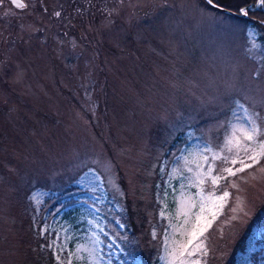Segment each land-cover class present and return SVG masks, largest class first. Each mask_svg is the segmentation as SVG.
<instances>
[{"label": "rangeland", "instance_id": "obj_1", "mask_svg": "<svg viewBox=\"0 0 264 264\" xmlns=\"http://www.w3.org/2000/svg\"><path fill=\"white\" fill-rule=\"evenodd\" d=\"M28 6L0 4V264H180L173 247L196 243L224 263L264 201V157L216 188L226 201L188 178L244 124L237 104L264 127V29L202 0ZM247 255L264 264V241Z\"/></svg>", "mask_w": 264, "mask_h": 264}, {"label": "snow or ice", "instance_id": "obj_2", "mask_svg": "<svg viewBox=\"0 0 264 264\" xmlns=\"http://www.w3.org/2000/svg\"><path fill=\"white\" fill-rule=\"evenodd\" d=\"M3 2L4 0H0V4ZM12 2L21 9L25 7L23 3H18L17 0H12ZM120 2L123 3V0H120ZM207 3L213 8L221 7L218 0H207ZM161 7H166V4L161 5ZM254 8L264 11V0H257L254 5L246 4L245 6L240 7L238 15L248 17L249 12H251ZM45 11H47V9H45ZM113 11H115V9H113ZM54 15L59 17L61 16V12L57 11ZM109 15H111V13H109ZM259 23L264 24V21H260ZM247 34L252 48H257V33L249 29ZM73 47H75V45H73ZM260 74L261 73L258 71L255 75L259 76ZM237 107L244 113V124L239 127L236 125L231 126V137L226 138L225 144L221 147L220 152H214L212 148L207 145L201 149V162L197 164V171L194 176L188 178L189 184L197 187L203 186L206 180H210L211 185L213 186V192L208 194V198L210 199L215 198L220 201H226L230 196V193L227 190H224L222 195L215 197L216 188H218L223 181H227L230 177H235L238 173L245 171V169L252 168L253 166L259 164L261 158L264 157V138H262L264 137V127L258 123L260 118L255 113H249L248 110L241 104H237ZM225 148H227L229 152H232L233 148H235L233 158L229 159L227 155H221ZM218 161L222 162L224 165L230 164L232 166H223L217 169ZM237 164H240L241 167H235ZM188 171L192 172V169L188 168ZM95 179L98 178L90 176L88 172H85L79 178L77 183L84 185V187L87 188L89 187L91 181ZM208 226L210 227L211 225L209 224ZM181 228H183V225ZM205 230L206 229H200V235H202ZM117 239H123L126 243H131L124 237H117ZM193 239H196L195 229L193 230ZM261 241H264V221H250L247 228V239L245 240L244 248L242 251L237 253V264H244V262L248 260L247 254L255 250L256 246L259 245ZM188 244H192V240H189ZM114 246L115 243L108 245L110 248ZM61 251H63V249H61ZM120 251H124V248H120ZM185 252H187V257H184ZM206 254V249L202 248L199 243L194 245V251L189 250L186 245H183L179 246V248L173 247L170 252V255H172L174 259L180 261V264H201V258ZM129 255H131V252H129ZM194 255L197 256L195 260L189 259ZM182 257L183 259H181ZM57 259L59 260V257H57ZM61 264H63V262H61Z\"/></svg>", "mask_w": 264, "mask_h": 264}, {"label": "trees", "instance_id": "obj_3", "mask_svg": "<svg viewBox=\"0 0 264 264\" xmlns=\"http://www.w3.org/2000/svg\"><path fill=\"white\" fill-rule=\"evenodd\" d=\"M218 2H219V4L222 7H225L227 9L232 10V11L238 12L240 7L245 6L246 4H252V5H254V4H256L257 0H218ZM213 10H215V9H213ZM215 11H217V10H215ZM217 12H220V11H217ZM249 15H251V16L254 17V20L257 21L256 22V25L258 27H261V28L264 29V24H260L259 23L260 21H264V11H261V10L257 9V10H254V11L249 12ZM231 16L234 17V18H236V16H233V15H231ZM246 19H249V17L246 18ZM263 207H264V201L259 205V207H257V210H255L256 212L253 213V216L250 218V220L248 221V223L246 224V226L243 228L242 233L240 232L241 234H239L237 236L235 242L233 243L234 248L232 249V251L230 252V254H228V258H225L224 263L219 262L218 264H221V263L222 264H233V258H234V253H235L236 248L239 249L240 246H243L242 243L247 238V228H248L249 222L250 221H253V220L262 221L260 215L258 214V212ZM125 211H127V213L129 214L128 217L131 218V224H132V221H137V222H139L142 225L145 224V219H146L145 216L142 215L140 218H136L135 217L136 216L135 213H133L132 209L129 206H128V209L125 208ZM124 222H126V221L124 220ZM131 227H135V224H132ZM128 229L129 228H126L125 231L127 232ZM134 247H135V245L134 244L131 245V243L129 245H127L126 246V249H128L127 252H132V251L134 252L136 250V249H132Z\"/></svg>", "mask_w": 264, "mask_h": 264}, {"label": "flooded vegetation", "instance_id": "obj_4", "mask_svg": "<svg viewBox=\"0 0 264 264\" xmlns=\"http://www.w3.org/2000/svg\"><path fill=\"white\" fill-rule=\"evenodd\" d=\"M39 1L40 0H17L18 3H23L25 5V7L22 9L17 7L16 4H13L12 0H4L3 3L7 5L8 10H10V11H12V13H14V12H22L24 9H27L29 7L28 6L29 2H39ZM76 1H80V0H76ZM71 2H73V0H71ZM36 7L39 8L37 3H36ZM254 10H257V9L254 8L252 11H254ZM55 11L57 12V10H55ZM249 19L253 20L254 17L252 18V16H251V18L249 17Z\"/></svg>", "mask_w": 264, "mask_h": 264}, {"label": "water", "instance_id": "obj_5", "mask_svg": "<svg viewBox=\"0 0 264 264\" xmlns=\"http://www.w3.org/2000/svg\"><path fill=\"white\" fill-rule=\"evenodd\" d=\"M202 1H204L209 7H211V6L207 3V0H202ZM211 8H213V7H211ZM213 9H215V10H217V11H221L222 13H225V14H229V15H233V16L239 17V18H245V17H243V16L238 15V12L232 11V10L227 9V8H225V7H222V6H221L220 8H213Z\"/></svg>", "mask_w": 264, "mask_h": 264}]
</instances>
